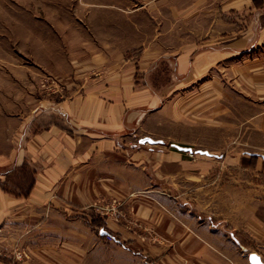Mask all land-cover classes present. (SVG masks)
<instances>
[{
  "label": "crops",
  "instance_id": "1",
  "mask_svg": "<svg viewBox=\"0 0 264 264\" xmlns=\"http://www.w3.org/2000/svg\"><path fill=\"white\" fill-rule=\"evenodd\" d=\"M231 6L248 9L244 30L238 21H221V30L195 47L170 51L156 40L137 61L125 50L117 58L95 54L80 69L84 84L76 83L69 97L44 100L13 148L0 155L6 167L0 173V254L8 255L0 261L17 264L12 256L21 249L31 255L21 264H77L80 248L88 254L108 244L123 255L121 264H251L254 251L240 234L257 235L264 246V218L257 212L264 197L255 207L253 177L224 185V210L207 206L212 161L157 152L139 141L159 139L146 123L159 113L165 119L173 106L151 78L161 61L172 59L173 78L184 82L207 69L212 56L263 45L264 0ZM238 38L245 44L230 43ZM250 160H240V168L254 171ZM19 170L30 176L28 186L10 187ZM256 253L264 260V252Z\"/></svg>",
  "mask_w": 264,
  "mask_h": 264
},
{
  "label": "rangeland",
  "instance_id": "2",
  "mask_svg": "<svg viewBox=\"0 0 264 264\" xmlns=\"http://www.w3.org/2000/svg\"><path fill=\"white\" fill-rule=\"evenodd\" d=\"M233 1L0 0V155L13 148L44 100L69 97L76 83H85L80 69L95 54L113 52L117 58L116 52L125 50L137 61L156 40L170 51L183 44L195 47L221 30V21H238V30H244L248 9L231 6ZM230 43L244 45L245 40ZM172 63L161 61L151 76L157 90L173 102L171 113L166 112L165 119L159 113L146 123V131L166 143L145 146L166 153L181 151L172 145L179 144L221 156L183 151L192 161L215 164L206 168L207 206L224 210V185L234 177H253L256 207L264 197V43L253 52L212 56L205 62L207 69L184 82L173 78ZM246 158L254 171L240 168ZM5 171L0 166V173ZM29 182L30 176L23 177L19 170L10 187H27ZM217 192H223L221 199L215 197ZM257 208L264 218V207ZM240 236L249 242L248 249L264 252L260 237L245 231ZM80 249L77 264L124 261L113 245L88 254ZM17 250L12 256L17 264L31 259L26 250L28 257L17 258Z\"/></svg>",
  "mask_w": 264,
  "mask_h": 264
},
{
  "label": "water",
  "instance_id": "3",
  "mask_svg": "<svg viewBox=\"0 0 264 264\" xmlns=\"http://www.w3.org/2000/svg\"><path fill=\"white\" fill-rule=\"evenodd\" d=\"M140 143H151V144H164L165 141L162 139H154L150 136H145L143 138H141ZM174 147L178 148L181 151H185V152H190V153H200V154H205V155H210L213 156L214 154H212L210 151L208 150H195L193 147L190 146H183V145H179V144H172ZM104 233H106L104 231ZM250 262L251 264H264V260L262 258V256L256 252H253L250 254Z\"/></svg>",
  "mask_w": 264,
  "mask_h": 264
},
{
  "label": "built area",
  "instance_id": "4",
  "mask_svg": "<svg viewBox=\"0 0 264 264\" xmlns=\"http://www.w3.org/2000/svg\"><path fill=\"white\" fill-rule=\"evenodd\" d=\"M108 238H109L110 240H113V237H112V236H108ZM15 255H16V257L19 258V259H23V258H25V257H28V253H27L26 251H24V250H21V251H20V249L16 251Z\"/></svg>",
  "mask_w": 264,
  "mask_h": 264
}]
</instances>
